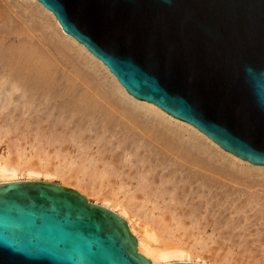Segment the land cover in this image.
<instances>
[{
  "label": "bare ground",
  "instance_id": "obj_1",
  "mask_svg": "<svg viewBox=\"0 0 264 264\" xmlns=\"http://www.w3.org/2000/svg\"><path fill=\"white\" fill-rule=\"evenodd\" d=\"M25 1L21 24L18 12L0 11V141L31 137L40 167L7 141L0 184L60 179L127 222L149 264H198L209 255L215 264H264V168L134 102L50 12ZM210 245L222 253L203 256Z\"/></svg>",
  "mask_w": 264,
  "mask_h": 264
},
{
  "label": "water",
  "instance_id": "obj_2",
  "mask_svg": "<svg viewBox=\"0 0 264 264\" xmlns=\"http://www.w3.org/2000/svg\"><path fill=\"white\" fill-rule=\"evenodd\" d=\"M31 1L134 102L264 168V0ZM130 234L71 189L0 184V264H149Z\"/></svg>",
  "mask_w": 264,
  "mask_h": 264
},
{
  "label": "rangeland",
  "instance_id": "obj_3",
  "mask_svg": "<svg viewBox=\"0 0 264 264\" xmlns=\"http://www.w3.org/2000/svg\"><path fill=\"white\" fill-rule=\"evenodd\" d=\"M16 2V3H15ZM22 2V3H21ZM24 2H26L25 0H0V11H2L3 13H9V15L11 14L10 12H13L12 14V16L13 17H15V15L14 14H17L16 12H18V17H19V14L22 16V17H19V18H17L16 17V19H18V22L17 23H19V24H21V21H26V17H25V14H24V12H25V10H23V3ZM21 4V5H20ZM20 6H22L21 8H20ZM11 9V10H10ZM21 9V10H20ZM25 9V8H24ZM20 12V13H19ZM24 15H23V14ZM24 22H22V23H24ZM37 35V36H36ZM38 35H39V37H40V34L39 33H36L35 34V36H34V39H37L38 38ZM16 43V42H15ZM8 137H12L11 139H13V135H10V136H8ZM7 137V138H8ZM3 138V139H1V141H0V157H5L6 156V154H8V150H7V145L9 144V143H12V142H19V140H18V137H17V139H15L16 137H14V139H15V141H14V139H13V141H11V139L10 138ZM30 139V141L29 140H27L26 138V140L24 139V140H21L18 144H20L22 147H23V149H21L22 147H20V149L22 150H20L21 152H23V154H24V156L26 157V158H22V159H28V164L27 165H29V166H31V167H37V168H39L40 167V163H38L37 162V159L36 158H34V154H33V156H31L32 155V153L34 152H32V151H30L31 149L29 148V143L31 142V140H32V138L31 137H29ZM18 140V141H17ZM7 141L9 142V143H7ZM24 141V142H23ZM5 143V144H4ZM31 143H33V142H31ZM25 144V145H24ZM29 144V145H28ZM11 145V144H10ZM7 150V151H6ZM14 151V150H13ZM25 151H27V152H25ZM32 152V153H31ZM16 153V152H15ZM15 153H13L12 154V151H11V155H9L10 156V160L12 159H14L13 161H15L16 160V158H15ZM28 153V154H27ZM11 156L13 157V158H11ZM31 157V158H30ZM30 158V159H29ZM11 160V161H12ZM12 161V162H13ZM54 162H56L55 160L53 161V163ZM37 163V164H36ZM53 163H52V165H53ZM23 166V165H22ZM56 166V163H54V167ZM51 168H53V167H51ZM23 181H25L24 179H23ZM33 181H40V182H42L41 180H33ZM50 183H53V184H57V185H61V186H64V187H68V188H70V189H73V188H71L70 186L71 185H63V184H61V180L60 179H56V178H53V179H51V181H50ZM73 190H75V189H73ZM75 191H77V190H75ZM79 193V192H78ZM80 194V193H79ZM80 195H82V194H80ZM83 196V195H82ZM91 200L92 199H90L89 200V202H91ZM208 231H207V233L209 234L210 233V231H209V229H207ZM180 233L181 232H179V233H177V234H175V235H179L180 236ZM197 234V233H196ZM182 235V234H181ZM203 236H205V233H203V234H201V235H199L198 234V236L196 235V237H203ZM183 239H185V237L183 238ZM188 240L187 241H185V242H189L190 241V238H187ZM198 239V238H197ZM200 239V238H199ZM186 240V239H185ZM189 244H191V243H189ZM197 247V246H196ZM199 247V246H198ZM197 247V248H198ZM209 248L211 249V251H210V253H209ZM214 248H215V250H214ZM208 250H206L207 252L206 253H203V256L204 255H206V254H211V255H216V254H219L221 251L219 250V248H216L215 246H212V245H210V247L208 246V248H207ZM217 249V250H216ZM218 250H219V252H218ZM214 251H216V252H214ZM212 252V253H211ZM222 253V252H221ZM220 255H222V254H220ZM206 257H208V256H205L204 258H203V260H205V261H198V264H213L214 262L212 261V260H210L211 259V256L209 255V258L210 259H206ZM209 260V261H208ZM202 262H204V263H202ZM215 264V263H214Z\"/></svg>",
  "mask_w": 264,
  "mask_h": 264
}]
</instances>
